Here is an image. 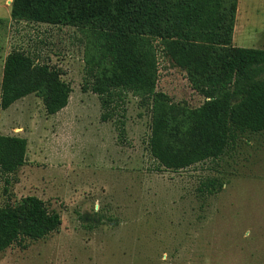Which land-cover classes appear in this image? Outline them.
I'll return each mask as SVG.
<instances>
[{
    "label": "rangeland",
    "instance_id": "rangeland-1",
    "mask_svg": "<svg viewBox=\"0 0 264 264\" xmlns=\"http://www.w3.org/2000/svg\"><path fill=\"white\" fill-rule=\"evenodd\" d=\"M0 0V82L5 57L21 50L59 69L72 89L66 108L45 113L29 95L0 110V135L27 141L26 164L0 178V207L35 196L61 216L58 232L0 253V264H264V132L241 135L218 160L156 170L147 149L150 113L125 100V140L82 92L90 43L78 27L16 22ZM232 43L264 50V0H238ZM157 91L197 108L205 99L157 48ZM264 78V77H263ZM219 179L213 195L201 183Z\"/></svg>",
    "mask_w": 264,
    "mask_h": 264
},
{
    "label": "trees",
    "instance_id": "trees-1",
    "mask_svg": "<svg viewBox=\"0 0 264 264\" xmlns=\"http://www.w3.org/2000/svg\"><path fill=\"white\" fill-rule=\"evenodd\" d=\"M238 0H12L16 22L72 26L88 33L82 92L97 95L102 121L115 117L125 140V100L138 97L150 113L147 149L156 170L177 172L223 157L241 135L264 132V50L233 45ZM205 101L197 108L176 104L157 91V48ZM63 73L21 50L4 60L0 110L35 95L45 113L68 105L72 89ZM27 141L0 135V178L26 164ZM222 182L209 178L200 193L213 195ZM61 216L35 196L0 207V253L25 241L45 239Z\"/></svg>",
    "mask_w": 264,
    "mask_h": 264
}]
</instances>
